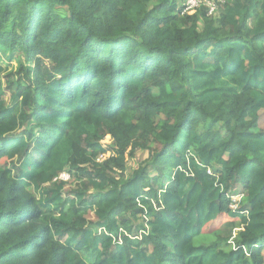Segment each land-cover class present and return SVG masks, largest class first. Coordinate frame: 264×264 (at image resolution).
Instances as JSON below:
<instances>
[{"label": "trees", "instance_id": "obj_1", "mask_svg": "<svg viewBox=\"0 0 264 264\" xmlns=\"http://www.w3.org/2000/svg\"><path fill=\"white\" fill-rule=\"evenodd\" d=\"M183 1L0 0V264H264V0Z\"/></svg>", "mask_w": 264, "mask_h": 264}, {"label": "rangeland", "instance_id": "obj_2", "mask_svg": "<svg viewBox=\"0 0 264 264\" xmlns=\"http://www.w3.org/2000/svg\"><path fill=\"white\" fill-rule=\"evenodd\" d=\"M222 2H218L217 3V11H219L220 10V8L222 7V5L223 4H225V1L226 0H221ZM152 5H154V3H152V4H150V6H152ZM20 62L21 61H19V60H15V61H9L8 60V57L7 56H3V58H2V61H1V63H2V66L3 67H5V68H7V69H9V73H11V72H16L17 71V69L19 68V65H20ZM4 87H7V85H5ZM9 95H10V93L8 92L6 95H5V99H6V101H8L9 102ZM260 125L262 126V127H264V112H262V120H261V122H260ZM107 139H109L108 137H107ZM110 140V139H109ZM111 155V154H110ZM135 155H136V157L134 158V159H131V160H129V164H128V170H127V172H126V175L127 176H129L131 173H132V171L139 165V164H141L142 162L143 163H145L148 159H149V156H148V151H143V150H140V149H138L136 152H135ZM109 158V156H107V158L105 159V160H107ZM104 160V161H105ZM103 161V162H104ZM103 162H101V163H103ZM66 171H68V170H66ZM72 180H73V177H72ZM71 180V182L70 183H67L68 185H67V188H66V191H67V194H69L70 193V191H73L74 189H76V188H78V187H80V185L82 184L81 182H83L84 180H80V178H76V180H73L72 181ZM86 183V182H85ZM81 189H83L84 191H89L90 190V187L88 186V185H85V186H83V187H81ZM240 190V189H239ZM236 191H238V190H236ZM241 191V190H240ZM66 194V196H68ZM71 195H73V194H71ZM234 197L233 198H235V201H237V202H241V200L243 199L242 198V195H240V194H237V195H233ZM86 218L88 219V221H92V222H94V216H93V214H90V215H88V216H86ZM142 221L144 222V224H145V220H143L142 219ZM141 233H143V232H141V231H133V233H132V235H131V238L132 239H135V238H140L141 237ZM231 245L229 246V245H227V246H223L222 248H224L225 250H229V249H232L233 248V245H232V243H230ZM227 247V248H226Z\"/></svg>", "mask_w": 264, "mask_h": 264}, {"label": "built area", "instance_id": "obj_3", "mask_svg": "<svg viewBox=\"0 0 264 264\" xmlns=\"http://www.w3.org/2000/svg\"><path fill=\"white\" fill-rule=\"evenodd\" d=\"M221 0H184L182 3V15L192 13L193 11L205 7L208 16H214L217 12V3ZM107 154H100L96 159L97 163L103 162L107 158ZM72 180V174L69 171H64L55 179V181L70 183ZM234 201V200H233ZM239 202L234 201L232 210L238 209Z\"/></svg>", "mask_w": 264, "mask_h": 264}, {"label": "bare ground", "instance_id": "obj_4", "mask_svg": "<svg viewBox=\"0 0 264 264\" xmlns=\"http://www.w3.org/2000/svg\"><path fill=\"white\" fill-rule=\"evenodd\" d=\"M54 182H56L55 179H54Z\"/></svg>", "mask_w": 264, "mask_h": 264}]
</instances>
